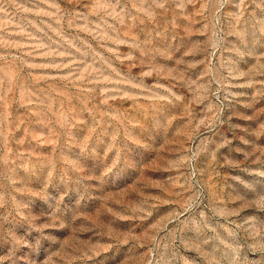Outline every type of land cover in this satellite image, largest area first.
<instances>
[{
  "label": "rangeland",
  "instance_id": "obj_1",
  "mask_svg": "<svg viewBox=\"0 0 264 264\" xmlns=\"http://www.w3.org/2000/svg\"><path fill=\"white\" fill-rule=\"evenodd\" d=\"M0 264H264V0H0Z\"/></svg>",
  "mask_w": 264,
  "mask_h": 264
}]
</instances>
